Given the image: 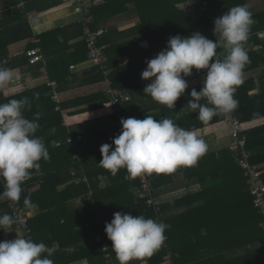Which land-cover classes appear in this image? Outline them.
<instances>
[{
    "label": "crops",
    "instance_id": "obj_1",
    "mask_svg": "<svg viewBox=\"0 0 264 264\" xmlns=\"http://www.w3.org/2000/svg\"><path fill=\"white\" fill-rule=\"evenodd\" d=\"M84 1L90 27L91 24L94 28L107 27L110 33L111 41L104 45V62L118 67L120 72L113 75L114 81L130 97L121 103L122 115L140 120L147 115L156 120L172 119L178 126L194 130L208 145V151L196 165L181 166L173 173H153L151 182L154 193L161 199L163 223L170 225L165 231L170 244L163 254L158 249L152 258L132 260L129 264H264V241L256 238L257 214L251 208L246 179L225 152L230 141L227 123L221 112L203 123L198 112L188 105L191 90L202 88L206 70L193 68L191 75L185 77L188 88L173 110L156 102L144 95L143 89L151 80L142 79L141 73L146 69V61L167 46L168 38L159 30L160 24L150 29L149 35L146 30H139L144 24L134 0ZM236 5H247L255 21L250 39L245 42L250 63L244 68V83L234 94L239 101L236 111L250 133L249 151L264 182V0H222V14ZM22 10L32 37L0 46V66L12 70L10 84L0 89V103L28 98L31 107L25 109L24 115L31 120L35 113L41 114L35 135L43 138L50 159L39 161V173L32 170V176L21 185V203H17L27 212L30 238L56 248L50 257L54 264H89L100 257L104 264H116V254L111 250L110 259L104 253H93L94 243H98L96 237L101 234L111 249L104 229L113 214L144 216V210L137 204L117 206V196L127 197L128 191L138 197L137 186L132 183L134 178L125 175V182L114 184L109 180L110 171L99 165L100 147L112 144L118 128L115 123L110 126L115 114L108 102H101L100 92L106 89L105 75L101 71L98 76L96 68L100 66L87 61V47L82 43L85 34L82 14L75 10L71 0H0V39L3 31L23 18ZM157 10L141 12L144 18L156 17ZM122 32L128 33L127 37H120ZM2 37L9 39L4 34ZM32 48L41 55L35 63H30L26 54ZM226 55L222 49V59ZM50 81L56 82L58 102L51 97ZM44 96L56 104L59 115L52 111ZM68 143L74 150L76 145L82 149L79 159L82 172L78 179H62ZM74 154L77 158V153ZM88 170L98 172L97 176L93 173L89 176ZM80 183L86 185L87 192L82 185L78 186ZM71 185L74 189L69 190ZM26 196H30V207L23 203ZM84 198L86 202H82ZM9 201L0 198V215L13 217ZM86 219L83 224L79 222ZM5 230L0 229V242L22 233L15 224Z\"/></svg>",
    "mask_w": 264,
    "mask_h": 264
},
{
    "label": "clouds",
    "instance_id": "obj_2",
    "mask_svg": "<svg viewBox=\"0 0 264 264\" xmlns=\"http://www.w3.org/2000/svg\"><path fill=\"white\" fill-rule=\"evenodd\" d=\"M254 23L248 6L236 5L215 18L213 32L218 35L215 41L198 32L188 37H170L166 48L146 61L141 78L151 82L143 89L144 95L173 110L188 88L185 77L195 68L206 70L200 91L192 89L189 93L192 99L188 105L198 112V119L208 123L218 112L234 111L239 103L234 94L244 83V68L250 63L245 42ZM218 49L227 53L224 59L219 58ZM11 80L12 70L0 66V89L6 88ZM202 99L207 103L202 104ZM30 107L27 97L0 103V178L4 181L0 198L13 202L20 200L21 185L32 176V170L39 173V161L50 159L43 138L35 135L41 114L35 113L31 120L24 115ZM120 124V134L112 144H103L99 149L102 157L99 165L113 176L121 168L133 178L173 173L181 166L196 165L208 151L207 143L194 130L182 128L169 118L129 117L121 118ZM23 203L30 207V196ZM15 223L11 215H0V229H11ZM168 228L170 225L153 218L116 212L104 230L119 264H129L152 256L163 245ZM55 251L54 246L34 242L23 233L16 234L15 239L0 242V264H54L50 257Z\"/></svg>",
    "mask_w": 264,
    "mask_h": 264
},
{
    "label": "trees",
    "instance_id": "obj_3",
    "mask_svg": "<svg viewBox=\"0 0 264 264\" xmlns=\"http://www.w3.org/2000/svg\"><path fill=\"white\" fill-rule=\"evenodd\" d=\"M197 6V10L200 12V16L199 18L195 19L193 17L190 16H186L185 13L178 9L177 4L180 2V0H134L133 1V5L135 7V9L140 13V20H142V23L144 25H142L141 27H139V30H146L144 32H146L147 35H149V30L152 29L155 25L160 24L159 26V30H161L162 34L167 35L165 38H170V37H174L176 35H179L181 37H188L190 35H192L193 33H200L201 35L205 36L207 39L215 41V39H218V35L215 34L213 32L214 29V20L215 18L219 17L222 15V0H194ZM235 4V3H234ZM156 8H158L159 10L157 13V16H150L147 18H144L143 14H142V10L144 9H153L156 11ZM23 13V18H20L18 23L16 25H14L13 27H11L10 29L3 31L2 34L6 35L9 37L8 40H4L1 34V39H0V46L2 45H6L8 43H11L13 41H19V40H23V39H30L32 37V32L30 30V27L26 21L25 18V11L22 10ZM91 27L94 28L95 26H93V24H91ZM107 28V27H106ZM108 31V28H107ZM120 37H127L126 35H128V33L122 32L119 33ZM250 39V34L248 37V40ZM111 41L110 39V33H104L101 38H100V43L105 45V44H109ZM84 44V46L86 47L85 41L83 40L82 42ZM86 53H87V49ZM218 53H219V58L222 59V49H218ZM83 57L87 58V55H83ZM26 64H28V59L25 62ZM104 67L106 69L109 70L108 78H110V80L112 81L113 86L118 87L120 89H123L121 85H118L115 81H114V77L113 75L115 73H119L120 71H117L118 67H114L113 65H111L110 63H106L104 62ZM96 69H98L97 75L100 76L102 75V69L99 67H97ZM51 78H55V77H51ZM59 78V77H58ZM104 77H95V79H103ZM42 93L40 95L44 94V91H41ZM32 92H30L31 94ZM102 98H101V102H108V96L105 93V91L100 92ZM45 99H48L51 103V107H52V111L56 114H60L58 111L55 110V103H52V101L50 100V98L47 96H44ZM108 104V103H107ZM61 105V104H60ZM110 108V105H109ZM235 114L237 115V111L235 109ZM238 117V116H237ZM223 118V116H222ZM115 116L113 118L110 119V126L113 127L114 123H115ZM116 125V124H115ZM63 130V128H62ZM247 132V131H246ZM253 133H255L254 131L251 132V134L253 135ZM118 128H117V132H115V137L118 136ZM249 134L250 133H246L247 135V148L249 150H251L250 145H249ZM114 137V138H115ZM53 148H57V147H53ZM81 148H78V145H76V149H72L71 144L68 143L67 144V154L65 155V162L62 165L63 168V180H72V175L71 172L72 171H76L77 176H79L80 172H82L81 169V165L79 162L80 159V155H81ZM77 153L78 157H74V153ZM226 154L229 156V158L232 160L233 157L231 155V153L227 150L225 151ZM76 155V156H77ZM226 156V155H224ZM252 162H254V159L252 158ZM237 165V164H236ZM237 168L240 170L241 174H243L242 170L237 166ZM94 168V172H95ZM93 170H88V175L90 176L92 173V175L97 176L98 172H96V174L93 172ZM104 170V169H102ZM105 173V170H104ZM125 175H129V173L126 171V169L121 168L117 174L115 176L110 175L109 173V180L112 181L114 184H122V182H125ZM153 176V174H152ZM151 176V179H152ZM245 177V176H244ZM132 183L135 184V186H139V182L138 179L135 177L132 180ZM82 185L85 192L88 191V189L86 188V185L83 183L78 184ZM81 186V187H82ZM128 186L129 184L126 183L124 188L127 191L128 190ZM69 190L74 189V185L69 186ZM68 190V191H69ZM4 191V181L2 179V181L0 182V193H2ZM248 193V191H247ZM249 195V193H248ZM250 198V204H251V208L256 212V218H257V234H256V238L257 239H261L264 241V232L260 227V221H261V215L258 213V211L254 208L253 203H252V199L251 196L249 195ZM116 205L117 206H127V205H131V204H137L139 205V209L140 210H144V216L145 218H153L155 219V212L151 207H148L145 205L143 199H141L140 197L138 198L136 195H134L132 193V191H128L127 197L126 196H117L116 198ZM21 200H19L20 202ZM82 202H86V198L83 199ZM21 203V202H20ZM23 204V203H22ZM162 205V203H161ZM161 211V216H160V221L163 222L164 218H163V208L161 207L160 209ZM156 220V219H155ZM88 219L86 220H80L79 222H81V224L87 222ZM30 222H29V226H30ZM16 226V223H15ZM31 227V226H30ZM31 231H33V227H31ZM100 233V232H99ZM109 240V239H108ZM110 241V240H109ZM110 243L112 244V242L110 241ZM170 244V240L166 239L165 242L163 243V245L159 248L162 251V254L166 251V247H168V245ZM95 246V247H94ZM93 246V253H95V251L97 253H99L100 255H103V251L101 249V245L99 243H94ZM112 254H113V250L110 249ZM155 253V252H154ZM154 255V254H153ZM145 257V258H152L153 257ZM162 257V255H161ZM116 264H118V260L116 258ZM89 264H104L102 257L98 258V260H95L93 263L90 262Z\"/></svg>",
    "mask_w": 264,
    "mask_h": 264
},
{
    "label": "built area",
    "instance_id": "obj_4",
    "mask_svg": "<svg viewBox=\"0 0 264 264\" xmlns=\"http://www.w3.org/2000/svg\"><path fill=\"white\" fill-rule=\"evenodd\" d=\"M75 4V10L82 14V23L85 26L84 41L87 47L88 59L92 65L100 66L105 75L106 89L105 93L108 95V104L115 114V124L118 127V135L121 131V118L127 119L121 113V103L129 100V93L125 89L115 88L111 85V81L107 77L108 70L104 67V45L100 43L101 36L107 32L106 27L91 28L88 7L84 0H71ZM178 9L182 10L186 16L199 18L200 12L194 0H180L177 4ZM26 54L30 57V63H35L41 59L38 50L35 48L28 49ZM72 67V66H71ZM49 85L52 87L51 97L58 102L57 93L55 91L56 82L50 81ZM224 121L227 123V132L229 136V143L227 145L228 151L231 153L234 162L242 170L246 179L247 191L251 196L254 208L261 215L260 227L264 232V182L261 177L260 169L252 162L251 152L247 148L246 127L239 120L235 114V110L230 113H222ZM153 174V173H152ZM152 174H145L136 177L139 182L137 187V195L143 199L146 206L151 207L155 212V219L160 221L161 216V199L154 193L151 176ZM71 175L77 178L76 171H72ZM76 179V180H77ZM80 180V178H79ZM77 180V181H79ZM83 181H86L82 177ZM2 178H0V182ZM8 205L16 220V226L22 233L30 237V229L28 227V215L26 210L17 202L9 201ZM96 241L101 245L105 258L110 259V246L107 240L101 234L96 237Z\"/></svg>",
    "mask_w": 264,
    "mask_h": 264
},
{
    "label": "water",
    "instance_id": "obj_5",
    "mask_svg": "<svg viewBox=\"0 0 264 264\" xmlns=\"http://www.w3.org/2000/svg\"><path fill=\"white\" fill-rule=\"evenodd\" d=\"M245 47H246V44H245Z\"/></svg>",
    "mask_w": 264,
    "mask_h": 264
},
{
    "label": "rangeland",
    "instance_id": "obj_6",
    "mask_svg": "<svg viewBox=\"0 0 264 264\" xmlns=\"http://www.w3.org/2000/svg\"><path fill=\"white\" fill-rule=\"evenodd\" d=\"M166 240V239H165Z\"/></svg>",
    "mask_w": 264,
    "mask_h": 264
}]
</instances>
